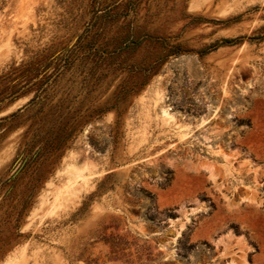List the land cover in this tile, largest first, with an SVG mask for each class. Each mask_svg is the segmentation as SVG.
<instances>
[{
  "label": "rangeland",
  "instance_id": "obj_1",
  "mask_svg": "<svg viewBox=\"0 0 264 264\" xmlns=\"http://www.w3.org/2000/svg\"><path fill=\"white\" fill-rule=\"evenodd\" d=\"M231 149L264 163V0H0V264H264Z\"/></svg>",
  "mask_w": 264,
  "mask_h": 264
},
{
  "label": "crops",
  "instance_id": "obj_2",
  "mask_svg": "<svg viewBox=\"0 0 264 264\" xmlns=\"http://www.w3.org/2000/svg\"><path fill=\"white\" fill-rule=\"evenodd\" d=\"M259 126L253 125L251 131L249 133H258ZM239 152L232 150L230 152H225L221 154V161L229 170L230 178H234L239 180L241 177H247L251 179H260L264 174V163H260L255 159L246 160L244 157H238ZM208 171H204L205 175L212 171V166H206ZM211 177H215L213 173H211ZM241 191V190H240ZM246 192L245 194H247ZM248 195V194H247ZM235 206V204H234ZM262 253H256L255 256H258Z\"/></svg>",
  "mask_w": 264,
  "mask_h": 264
}]
</instances>
